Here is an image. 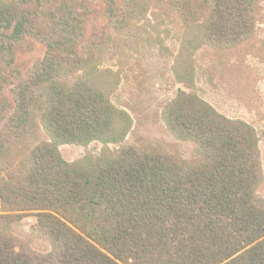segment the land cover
<instances>
[{
  "label": "trees",
  "instance_id": "obj_1",
  "mask_svg": "<svg viewBox=\"0 0 264 264\" xmlns=\"http://www.w3.org/2000/svg\"><path fill=\"white\" fill-rule=\"evenodd\" d=\"M99 1L106 24L87 34L97 0H0V217L32 215L36 232L53 242L35 253L0 229V264H264L255 133L193 93L179 92L167 122L198 145L197 157L122 145L69 163L58 151L116 133L103 82L67 80L109 28L166 4L191 45L222 51L253 36L258 0ZM29 37L45 51L23 76L16 57L31 49ZM41 125L51 141L29 146ZM16 147L27 149L22 170L12 166Z\"/></svg>",
  "mask_w": 264,
  "mask_h": 264
},
{
  "label": "rangeland",
  "instance_id": "obj_2",
  "mask_svg": "<svg viewBox=\"0 0 264 264\" xmlns=\"http://www.w3.org/2000/svg\"><path fill=\"white\" fill-rule=\"evenodd\" d=\"M99 3L91 24H106ZM253 36L236 47L216 51L210 46L191 45L178 16L165 4L150 5L143 16L132 18L124 28H109L105 43L93 48L86 65L67 77L69 83L78 79L103 82L108 100L117 112L116 133L108 140L95 139L87 144H58L60 156L69 163H89L108 147L151 145L178 158L199 156V147L175 133L167 122V110L180 91L193 93L219 114L246 123L255 133L259 150L262 182L256 195L264 200V0H258ZM30 42V43H29ZM17 54L22 75L35 60L42 58L45 46L29 37ZM4 94L9 96L8 87ZM51 141L44 126L37 139ZM12 166L24 168L27 149L16 147ZM3 212L0 207V216ZM35 218L20 215L10 223L0 217V229L17 238L35 253L46 254L53 249L47 236L36 232Z\"/></svg>",
  "mask_w": 264,
  "mask_h": 264
}]
</instances>
